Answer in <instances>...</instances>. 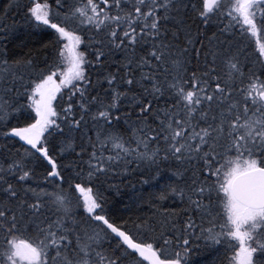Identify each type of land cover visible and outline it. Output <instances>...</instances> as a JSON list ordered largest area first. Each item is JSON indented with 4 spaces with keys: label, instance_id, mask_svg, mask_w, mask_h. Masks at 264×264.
Wrapping results in <instances>:
<instances>
[{
    "label": "snow or ice",
    "instance_id": "1",
    "mask_svg": "<svg viewBox=\"0 0 264 264\" xmlns=\"http://www.w3.org/2000/svg\"><path fill=\"white\" fill-rule=\"evenodd\" d=\"M134 172L165 183L118 207ZM194 250L264 264V0H8L0 264Z\"/></svg>",
    "mask_w": 264,
    "mask_h": 264
},
{
    "label": "trees",
    "instance_id": "2",
    "mask_svg": "<svg viewBox=\"0 0 264 264\" xmlns=\"http://www.w3.org/2000/svg\"><path fill=\"white\" fill-rule=\"evenodd\" d=\"M7 4L8 0H0V10L4 9ZM11 22L10 18L9 23ZM142 180H149V184H142ZM157 183L163 185L165 181L160 180L157 182L156 180H151L147 173L141 175L140 172H134L119 184L118 192L115 189H110L106 192V195L110 198L111 202L115 203L118 207H122L124 204L132 203L134 198L140 194H143L145 201L149 200L151 194H158L159 187H155ZM136 214H150L149 204L147 202L142 203L140 210ZM190 264H209L206 253L203 251H192Z\"/></svg>",
    "mask_w": 264,
    "mask_h": 264
}]
</instances>
